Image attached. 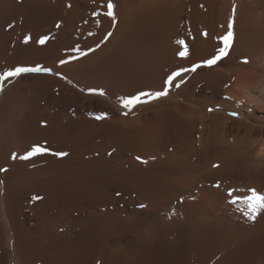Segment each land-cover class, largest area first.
<instances>
[{
    "label": "bare ground",
    "instance_id": "obj_1",
    "mask_svg": "<svg viewBox=\"0 0 264 264\" xmlns=\"http://www.w3.org/2000/svg\"><path fill=\"white\" fill-rule=\"evenodd\" d=\"M112 3L115 21L106 15L107 0H0V71L37 64L51 69L2 82L0 264H35L38 258L39 264H88L98 254L103 256L101 264H112L109 252L120 240L113 245L98 236L91 257L84 255L85 238L56 241L59 227L60 236L68 233L74 212L75 221L88 232L103 223L102 213L91 210L107 203L98 176L116 178L136 192L135 198L126 200L122 194L117 202H124L120 211L128 212L125 222L130 214L136 218L125 233L139 243L143 228L158 222L159 216L162 221L169 217L174 200L176 214L194 207L199 220L206 222L223 207L227 210L229 198L242 197L250 188L264 194V0ZM230 17L234 36L228 55L204 65L223 46L219 37L228 31ZM26 36L31 37L28 43ZM41 36L48 37L43 45L36 43ZM185 49L187 55L179 56ZM196 64L200 67L195 71L175 78L166 96L130 109L122 105L125 96L162 91L173 71ZM96 137L105 142L87 139ZM80 141L84 145L69 156L81 163L87 150L117 148L110 158L89 160L92 169L87 161L84 168L67 166L63 159L41 167L33 163L47 155L20 158L36 144L57 143L54 149L65 153L71 142ZM160 153L168 159L160 166L172 171L163 192L145 181L152 169L133 160L135 154ZM27 186L36 192L25 198ZM141 203L146 209L138 211L135 206Z\"/></svg>",
    "mask_w": 264,
    "mask_h": 264
},
{
    "label": "rangeland",
    "instance_id": "obj_2",
    "mask_svg": "<svg viewBox=\"0 0 264 264\" xmlns=\"http://www.w3.org/2000/svg\"><path fill=\"white\" fill-rule=\"evenodd\" d=\"M70 112H72V115H74L73 114L74 111L70 110ZM88 116L91 115L88 114ZM87 139L89 142L92 143L105 142L100 137H96L95 138L96 140L91 139V141L90 138ZM47 144L48 145H46L45 148H47L48 151L40 153V155L42 156L47 155V159L39 163H33L34 166L38 165L42 167L43 165L45 166L48 163H51L52 161H60L61 159H63L66 160V162H64V164L66 165L68 164L69 166L71 165L74 167L76 166V168H80V167L84 168V166L86 167V161L87 163H89L88 162L89 160L93 158H99V156L101 155H103L106 158H110L111 155L114 153L115 149L117 148L113 146L108 149H105L104 151L97 150L94 152H92V150L89 151L87 150L85 151L87 153L81 155V159H82V163H81L79 162V160L74 159V157H70L69 155L73 150L76 149V147L79 148L83 146L84 145L83 142L80 141L78 142V144L71 142L70 145L68 146L69 150L65 152L68 155V157L65 159L64 157H66V155L64 156L56 155L57 152H60V150L58 151L54 149L55 147L56 148L59 147L57 146L58 145L57 143L52 144L50 142H47ZM167 149L170 152L172 151L171 146L168 147ZM133 156H134L133 160L139 163L142 167L144 166L143 168L145 169L148 168L150 170L152 169L151 173L149 172L147 173L146 176L147 180L145 181H149V182L151 181V183H154L156 185L154 188L157 187V189L160 192L161 191L163 192L167 188V186L164 185H166L167 182L168 183L170 182L169 177L172 173V171H170L169 169L168 171L167 169L165 170V168H162L160 166L163 165L168 160L167 157L165 158L163 153H160L158 155H148V156L135 154ZM137 157H139L140 159H137ZM131 163L129 162L125 163L124 168L125 169L128 168ZM87 165H89L87 166L88 169H92V167H90L91 166L90 163ZM158 166H160L162 169ZM139 169L140 168H138V170ZM122 175L128 176L124 174ZM97 179L98 180L100 179L99 181L97 180V182H99L98 185H100V187L102 186L103 189V190L101 189L103 192L101 193L102 196L104 192H106V195L104 194L102 200L103 198H105L104 199L105 201L103 200V202L104 203L107 202V203L103 204V206H99V204H101L100 202L99 204L95 205L94 208H91V210H93V212L95 210L96 211L98 210L100 211V213H102L104 217L103 223L95 226V228L90 229L89 228L90 222H86V227H88V230L90 229L89 230L90 232H88L86 231L87 229L84 228L82 223L75 221L78 216H77V212L76 213L74 212L72 213L70 224L68 226V229L70 228L68 233L65 232L66 233L65 235L60 236V234L62 233L61 231L62 227L58 228V231L56 233L57 235L56 241L58 243L64 240L69 242L75 241L76 239H79V237L81 239L85 238L87 245H85L84 247L85 250L84 255L85 257L86 256L91 257V255L95 252V248H96V245L93 244V241L97 240L99 237L100 239L107 238L106 240H109L110 243H112L113 245L115 244L116 241L120 240V245H118L116 249H111L110 252L107 249L105 250L106 253L109 252L110 262L112 264H135V263L136 264H217V263L218 264H256V263L263 264L264 219L263 217H261L263 215V211L261 210V212L257 214L258 218L256 217L255 220L248 219L244 215V210L246 209V207L242 206L239 201H237V203H232V200L235 196L232 197L231 199L230 198L228 199L229 207L227 208V210L223 207L222 210L218 211V214H216L215 217L213 215L210 216L209 220H207L206 222H202L201 220H199L200 218L198 215H196L197 212L194 211V207H192L191 210H187L186 213H183V211L181 210V213L176 214L178 212V210L176 209L178 205L176 203V200H174L175 204L170 205V209L168 211L169 217L166 218V220L162 221L163 217L159 216L157 218L158 222H152L150 225L146 227L144 226L145 228L142 227L143 228L142 233L140 234L142 238L140 237V240L141 239L143 240H141L142 242L140 241L139 243L136 240L132 239L130 233L129 234L125 233L127 227L135 225L136 218H131L134 216L133 214H130V218H128L129 220L127 219L125 222L124 219L127 217L126 215L128 214V212L120 211V209L124 208V202H117L118 199L123 196L122 194H124V198L126 200H128L130 197L135 198L136 192H133V189L129 187L130 185H124V186L120 185V183H118L116 178L113 180L112 177L107 178L104 175L102 177L98 176ZM164 181L166 183H164ZM91 182H93V180L89 179V183ZM216 182H214L215 184L213 183L216 187L213 185L212 187L217 188L219 186V183ZM159 183L162 184V186H160ZM26 188L30 189V187L28 188V186ZM26 188L25 190L23 189L24 192L22 190L23 192L22 194L28 195V196L24 195L25 198L31 197L36 192L32 188H31L32 190L30 189L26 191L27 190ZM160 189H164V190H160ZM230 190L231 188L227 189L226 192L228 191V193H230ZM123 192H125L126 194ZM82 193L87 195L88 189H84ZM64 198L65 197H63L62 199ZM108 198H110L109 202H108ZM180 198L182 197H179L178 201L179 203L183 204L182 202L183 199ZM60 200L61 198L59 199V202H61ZM195 201L196 200L193 199L189 200V202H195ZM141 204L135 206L138 209V211H142L146 209V204H142V205ZM82 206L83 205L80 204L78 207L82 208ZM161 214L162 212H160V215ZM59 225L60 224H58V226ZM101 227H104V229L103 228L101 229ZM110 227L112 229L114 228L113 229L114 233ZM93 229L94 231L96 230L99 233L96 231L93 232ZM121 230L124 233L121 232ZM87 234L88 235L91 234L90 236L93 235V237H89L87 236ZM116 234L119 235L117 236ZM91 238L94 239L89 241L88 239ZM84 255L82 253V256ZM82 256L78 255L77 257H79L80 259ZM260 257L262 258L260 259ZM113 260H115L116 263H114ZM40 261L41 260L38 258V261L36 263L39 264ZM102 261H103L102 254L100 255L98 254L94 258V260L88 262V264H101ZM75 263L83 264V261L80 260ZM16 264H22V263L21 261H18L16 262Z\"/></svg>",
    "mask_w": 264,
    "mask_h": 264
},
{
    "label": "snow or ice",
    "instance_id": "obj_3",
    "mask_svg": "<svg viewBox=\"0 0 264 264\" xmlns=\"http://www.w3.org/2000/svg\"><path fill=\"white\" fill-rule=\"evenodd\" d=\"M69 7H71V4L68 5ZM113 8L114 5L112 3V0H107V13L106 15L110 16L113 18V20L115 21V15L113 12ZM234 12H235V8L233 9V17H234ZM97 13H93V15H96ZM233 17L229 18V22H228V31L221 37H219V39L222 41L223 46L218 48L216 51V54L212 57H210L207 60H204L202 63L204 65L207 66H211L214 65L218 60H220L221 58L225 57L228 55V51L229 48L232 45V41H233ZM57 27H59V24H57ZM112 33H108V36H111ZM31 39V37L26 36L24 38V42L28 43V41ZM105 39H107V36L105 37ZM48 40L47 36H41L36 43L43 45L46 41ZM180 43H183V41H180ZM99 45H97L98 47ZM91 51V49H90ZM83 55V53H81ZM179 56L184 57L187 55V49H185L184 51H180L178 53ZM67 61L61 60L60 63L64 64ZM245 63L247 62L246 60L244 61ZM200 67V64H196L193 65L191 69H186V68H180L177 69L176 71H173L170 75L167 76V78L164 80L163 82V90L162 91H141L136 93L135 95H131V96H125L121 99V103L125 108H132L133 106L137 105V104H141V103H147L150 100L153 99H157L159 97L162 96H166L168 94V90L169 88L172 86L173 81L175 80V78L179 77L181 75V73L183 72H187L189 70L191 71H195L196 68ZM38 72H44V73H49L51 72V69L43 67L39 64L35 65V66H21V65H17L15 67L12 68H8L5 69L3 71H0V90H2V82L9 80V78L15 79L16 77L21 76V74H25V73H38ZM181 83H183V81H181ZM177 87L179 85H176ZM89 91H96L94 89H90ZM99 94L103 95V92L101 91ZM146 98V99H145ZM105 114H101L99 116H97V119H102L103 116ZM233 115H236V113H233ZM48 151L47 148L36 144L31 146V149L29 151H27V153L20 157L21 159H28L31 156L43 153ZM15 156V154H13ZM56 155L59 156H64L67 155L66 153L63 152H58L56 153ZM137 159H140L139 157H137ZM0 171H5V169H0ZM243 200L244 204L246 205V209L244 210V215L250 219V220H255L257 217V214H259L261 212V210H264V194L258 192L255 188H250L247 190V194L244 196H235L232 200V203H237V201Z\"/></svg>",
    "mask_w": 264,
    "mask_h": 264
}]
</instances>
